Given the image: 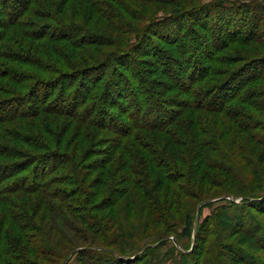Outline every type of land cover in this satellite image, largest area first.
<instances>
[{
	"label": "trees",
	"instance_id": "1",
	"mask_svg": "<svg viewBox=\"0 0 264 264\" xmlns=\"http://www.w3.org/2000/svg\"><path fill=\"white\" fill-rule=\"evenodd\" d=\"M144 1L169 9L0 0V264H37L43 247L59 244L48 218L37 225L50 237L35 242L25 211L35 217L45 206L71 227L77 214L53 201L79 211L84 230L73 234L90 238L57 264L73 251L68 262L81 264H264V176L255 168L264 161V0ZM248 42L257 46L239 66L238 56L219 58ZM150 58L160 73L148 70ZM211 168L238 194L206 197ZM133 214L143 221L128 222ZM149 228L156 240L141 244ZM123 230L135 238L128 250L114 247Z\"/></svg>",
	"mask_w": 264,
	"mask_h": 264
},
{
	"label": "rangeland",
	"instance_id": "2",
	"mask_svg": "<svg viewBox=\"0 0 264 264\" xmlns=\"http://www.w3.org/2000/svg\"><path fill=\"white\" fill-rule=\"evenodd\" d=\"M130 2L131 1H135V2H137L136 4L138 5V4H143L146 8H147V10H151L150 8L152 7H157L158 8V12L159 13H161L162 11H166V10H168L169 9V7H163V9H161V3H151V1H150V3H148V2H146V1H144V0H129ZM197 2H199V3H195V5L196 4H200V3H202L204 0H196ZM114 2H111V4H113ZM131 4H132V2H131ZM133 5V4H132ZM136 5V6H137ZM134 6V5H133ZM135 7V6H134ZM136 8V7H135ZM137 9V8H136ZM147 10L145 9V11L144 12H147ZM122 12V11H121ZM157 12V13H158ZM71 13H72V11H71ZM123 13V12H122ZM73 14V13H72ZM218 13L216 12V9H213V10H211V11H208V13H207V16H209L210 17V21L212 22V20H213V18L214 17H216V15H217ZM123 15L125 16V18H128L124 13H123ZM241 14H238L237 16H240ZM86 19V18H85ZM86 21L88 22V19H86ZM209 21V22H210ZM129 22V21H128ZM81 23V22H80ZM83 23H85V24H87L86 22H82V24ZM130 23V22H129ZM151 28V27H150ZM152 29H154V28H152ZM197 30L198 31H200V29L199 28H197ZM194 31H196V30H193V32ZM154 34L153 33H151V34H149L148 33V38L150 39V40H158V41H160L158 38H156L155 36H153ZM207 38V37H206ZM205 38V39H206ZM181 40V39H180ZM46 43H49V41H46ZM189 44H190V41H188V43L186 44V45H188L189 46ZM196 44V43H195ZM197 45V44H196ZM257 46V44L256 43H254V42H248V43H242V44H239V45H237V44H235V45H228L227 46V48L224 50V51H222L224 54L223 55H226V56H220L219 58H225L226 60H227V58L229 57V58H232L234 61H236L235 59H237L236 57L238 56L239 58H240V60H241V62H238V63H235L233 60H229L228 61V63L230 64L231 62H233V63H235L234 65L235 66H239L240 64H242V61H243V56H245V55H248V54H251V52L250 51H252V49H255V47ZM168 57H170V56H168ZM171 57H173V56H171ZM140 58H143L142 56H140ZM150 60H151V66H150V69H148V70H151V71H155V72H157V73H160L159 71H160V67L159 66H156L155 65V63H154V58H150ZM173 63V62H172ZM216 67H221V65H218V66H215V68ZM222 68H224V69H226V66L224 65ZM136 87V86H135ZM153 89V88H152ZM154 92V91H153ZM156 92V91H155ZM129 98V96H127V99ZM136 98H138V97H136ZM139 99V98H138ZM36 103H33V102H31V105H32V107L35 105ZM232 105H236L235 103H233ZM49 116H51V115H49ZM91 116H92V118H94V115L93 114H91ZM115 117H117L116 115H115ZM51 118H53V117H51ZM56 118H58L59 119V122H60V125H67L68 124V121H66V120H64V119H66V118H61V117H56ZM57 119V120H58ZM51 130H53V131H63L64 130V128H59V127H57L56 128V126H53V125H49L48 126ZM1 128V127H0ZM71 133V132H70ZM70 133H68V136L70 135ZM143 135H147V136H149V134H143ZM150 138H152V137H150ZM43 139H45V140H47V138H46V136L45 135H43ZM255 158H256V156H254ZM264 158V157H263ZM234 159V158H233ZM219 160L221 161V159L219 158ZM259 164V166H255V168H260L261 169V171H262V173H263V175L262 176H264V161H261L260 163H258ZM258 164H256V165H258ZM245 169H247V167L245 168ZM211 170L212 171H210V172H212V174H213V179H212V181L210 182V184L206 187L207 189V191L205 192L206 194H208V196H206V197H209V198H212V197H217V196H220V195H223V194H226V193H232V194H238V192H239V189H238V184H235L236 186H234L233 184H230L229 182H227V181H225L224 180V178L223 179H221L220 177H219V174H221V171L219 170V169H214V168H211ZM249 170V169H248ZM251 171V170H250ZM259 173V172H258ZM257 173V174H258ZM214 175H215V178H214ZM252 178L253 176L252 175H250L249 176V178ZM233 182V181H232ZM241 186H243V184H240ZM256 188H257V190H259V189H261L262 188V186L261 185H259V186H256ZM243 189H245V188H243ZM186 190V189H185ZM33 195V194H32ZM58 195H60L61 196V198L62 199H65V194H64V192L62 191V192H58V194H57V196ZM198 195H199V193L197 192V194H196V196L194 195V197H191L190 196V194H187L186 196H188L189 197V199H185L184 201H186V203H184L183 205H182V211H181V215L177 218L178 220H180V218L183 216V215H185V213L187 212V210H188V208L190 207V205L192 204V203H195V201H196V197H198ZM34 196H37V194H34ZM185 197V196H184ZM68 202H71V201H68ZM53 203H54V205H53V207H58V208H61L62 209V211H60L59 213H61V212H63V214H65L68 218H72V216H74V215H76L77 217H79V216H81V215H79V211L77 212V213H73V212H68L64 207H63V205L60 203V202H55V201H53ZM221 203H225V202H219V203H217V204H215L214 206H220V204ZM185 204H186V207H185ZM69 204H67L66 206H68ZM27 210V214H28V216H29V218H30V220L31 221H33V223H34V225L36 226L37 225V220H41V221H44L43 220V218H48V221H52V223H51V225L52 224H54V228H56V231L55 232H53L52 234H54V236L56 237V239H57V241L59 242V244L58 245H56L55 244V242H52V243H50V244H52V246H45V247H43L44 249V252H42L43 254H41V257L39 256L38 257V259H36L35 261H37V262H39V263H37V264H57V262H58V258H60V255H63L64 253H65V251L66 250H68L69 248H71V247H73V246H76V245H84L85 244V242H87V241H89L90 240V238H83L82 237V239H81V237H76L74 234H73V232H75L74 230H75V228H78L79 229V227H81V229L82 230H84V228H83V226L81 225V224H79L78 222H76V219H77V217H75L74 216V218H75V221L74 222H70V225H71V227L69 228V227H67L63 222H61L60 220H58V218L54 215V214H47L48 212H47V210L45 209V206H43L42 207V209H41V211H40V209L38 210L40 213H39V215L37 216L36 214H35V217H32V212H31V210L30 211H28V209H27V207L25 208V211ZM145 212H147V211H145ZM208 210H205L204 211V214L205 215H207L208 214ZM74 214V215H73ZM72 215V216H71ZM146 215H144V217H145ZM134 217H135V221H143V219L141 218V219H139V217L136 215V214H133V216H129L128 217V222H130V220H133L134 219ZM223 222H221L220 224H222ZM40 225L38 226L37 225V229L39 230V232L38 233H34L33 234V240H35V242H38L41 238H42V240H43V237L44 238H46V236H47V238H49L50 237V234L51 233H49V230L47 229V228H45V225L43 224V222L42 223H39ZM230 224V223H229ZM228 226H230V225H228ZM74 227V228H73ZM216 228V233H217V235H220V237H221V235L223 234V231H221V229L219 228V227H215ZM211 229H212V227H211ZM73 230V231H72ZM41 231V232H40ZM142 231L143 230H140V231H138L137 232V235H141L142 234ZM158 231H159V229H157L156 228V230H153L152 228H149V229H147L146 230V233H144V236H148L144 241H142V243L141 244H143V243H152V242H154L155 240H156V237L154 236V235H156L157 233H158ZM121 235L122 236H119V239H118V242L115 244V248H118V249H120V248H124L123 250H128L129 249V244H131L132 243V241L133 240H135V238L133 239V236H132V233H131V231L129 232V230H123V231H121ZM215 235V236H214ZM217 235L216 234H214V232L212 231V235L208 238V240H209V242L212 244V243H214V240H218V237H217ZM124 236V237H123ZM235 238V237H234ZM98 243V242H97ZM87 244H88V242H87ZM140 244V245H141ZM185 244H186V242H185ZM207 245H209V244H207ZM163 250H165V249H163ZM200 250H198L197 252H196V256L198 255V252H199ZM36 254H32V255H30L29 256V258L31 257V256H35ZM195 256V257H196ZM229 257H230V255H228ZM195 257H193L194 259H195ZM197 258V257H196ZM228 258V257H227ZM31 259V258H30ZM31 260H33V259H31ZM31 264H33V263H31ZM68 264H81L80 263V261L79 260H76L75 258H72L69 262H68ZM95 264V263H94Z\"/></svg>",
	"mask_w": 264,
	"mask_h": 264
},
{
	"label": "water",
	"instance_id": "3",
	"mask_svg": "<svg viewBox=\"0 0 264 264\" xmlns=\"http://www.w3.org/2000/svg\"><path fill=\"white\" fill-rule=\"evenodd\" d=\"M210 202H212V201H205V202L201 203V204L197 207V215H196L195 228H196V226H197V223L199 222V210H200V207H201L202 205L207 204V203H210ZM173 243L177 246L175 240H173ZM147 247H149V246H147ZM75 252H76V251L71 252V253L69 254V256H67V258H65V260L63 261L62 264H67L69 258H70Z\"/></svg>",
	"mask_w": 264,
	"mask_h": 264
}]
</instances>
